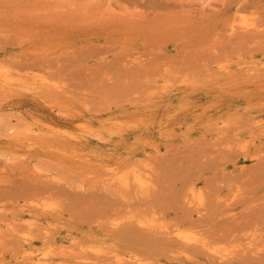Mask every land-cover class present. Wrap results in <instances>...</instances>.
Instances as JSON below:
<instances>
[{"label":"rangeland","instance_id":"374dc122","mask_svg":"<svg viewBox=\"0 0 264 264\" xmlns=\"http://www.w3.org/2000/svg\"><path fill=\"white\" fill-rule=\"evenodd\" d=\"M264 264V0H0V264Z\"/></svg>","mask_w":264,"mask_h":264},{"label":"bare ground","instance_id":"6f19581e","mask_svg":"<svg viewBox=\"0 0 264 264\" xmlns=\"http://www.w3.org/2000/svg\"><path fill=\"white\" fill-rule=\"evenodd\" d=\"M41 264V263H40Z\"/></svg>","mask_w":264,"mask_h":264}]
</instances>
